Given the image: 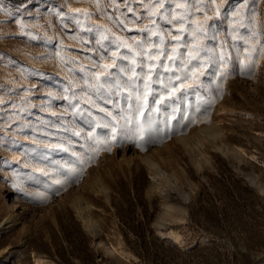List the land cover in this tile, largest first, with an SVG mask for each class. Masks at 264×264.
I'll return each mask as SVG.
<instances>
[{
  "label": "snow or ice",
  "instance_id": "1",
  "mask_svg": "<svg viewBox=\"0 0 264 264\" xmlns=\"http://www.w3.org/2000/svg\"><path fill=\"white\" fill-rule=\"evenodd\" d=\"M260 3L62 0L44 24L16 18L18 31L0 39L42 45L16 50L28 67L0 51V151L29 169L16 179L58 194L101 152L125 143L146 150L210 117L228 79L254 77L264 60ZM44 65L62 78L59 87L31 79Z\"/></svg>",
  "mask_w": 264,
  "mask_h": 264
},
{
  "label": "rangeland",
  "instance_id": "2",
  "mask_svg": "<svg viewBox=\"0 0 264 264\" xmlns=\"http://www.w3.org/2000/svg\"><path fill=\"white\" fill-rule=\"evenodd\" d=\"M61 3L0 0V6L12 13H0V32L18 31L13 21L19 17L44 24L54 19L48 13ZM238 3L231 0L232 5ZM258 10L264 19V0ZM26 46L42 47L23 36L0 39V51L24 67L29 62L16 50ZM43 68L44 76L31 79L51 88L63 83L50 65ZM199 120L146 150L125 143L101 152L78 181L58 194L23 176L17 180L18 172L29 169L7 149L0 151V219L11 210L18 216L0 228V264H264V190L250 178L264 182V60L254 77H230L210 117ZM205 123L222 130L218 141L230 142L235 154L229 157L206 140L203 149L212 164L201 167L179 135L194 133ZM144 153L174 168L191 192L183 203L185 211L166 214L168 223L162 225L155 220L162 214L165 196L150 186ZM60 157L70 159L63 153L57 154ZM95 177L109 185L108 198L90 186ZM37 191L49 192L50 199L29 194ZM78 194L93 203L103 229L100 235L88 231L76 215L71 200Z\"/></svg>",
  "mask_w": 264,
  "mask_h": 264
},
{
  "label": "bare ground",
  "instance_id": "3",
  "mask_svg": "<svg viewBox=\"0 0 264 264\" xmlns=\"http://www.w3.org/2000/svg\"><path fill=\"white\" fill-rule=\"evenodd\" d=\"M221 135L222 130L214 123H205L198 125L194 133L179 135V140L184 145L189 155L195 158L196 163L204 167L212 164L210 155L203 149L206 140L210 141L216 149L221 150L229 157L235 154V149L229 144L230 142L227 143L222 139L220 142L218 141ZM190 148H192L193 153L190 151ZM152 150H157V146H154ZM144 154L142 155V159L151 175L150 186L152 189L159 191L165 196L162 214L155 220L156 224L162 225L165 222L168 223L166 214L175 216L179 212L185 211V205L183 203L191 196V192L190 189L187 188V185L182 182V179L174 168L168 169L154 158L152 154ZM250 178L254 185L264 190L263 181L254 176H250ZM90 186L95 191H104L107 198L110 196L109 185L102 181L100 177H95L91 181ZM71 205L87 230L95 235H100L103 229L99 219L93 211V203L83 194H78L71 200ZM14 220H18V216L11 210L7 218L0 219V228L6 223ZM98 242L100 245L102 244L101 240H98Z\"/></svg>",
  "mask_w": 264,
  "mask_h": 264
}]
</instances>
